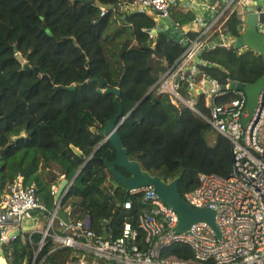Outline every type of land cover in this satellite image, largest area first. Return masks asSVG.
I'll return each instance as SVG.
<instances>
[{"label":"trees","instance_id":"trees-1","mask_svg":"<svg viewBox=\"0 0 264 264\" xmlns=\"http://www.w3.org/2000/svg\"><path fill=\"white\" fill-rule=\"evenodd\" d=\"M95 1L113 8L102 14ZM122 1L132 0H0V199L22 176L25 185L36 183L39 200L52 211L51 188L60 181L52 163L61 167L60 173L68 180L84 164L62 207L90 212L98 233L104 232L107 221V231L114 238L121 235L129 216L146 205L143 194L128 193L106 167V160L116 158L113 143L106 141L94 152L104 135L91 127L101 129L121 105L127 117L119 132L129 156L167 181L181 175L182 196L199 186L201 173L230 176L234 161L230 140L190 107L179 108L168 93L153 89L148 94L186 46L164 32L151 36L150 30L157 25L155 16L120 12ZM241 25L234 11L224 30L238 37ZM17 54L28 59L31 70L22 69L24 63ZM261 57L250 49H206L197 65L199 73L194 80L181 79L179 92L190 99L193 84L203 75L221 85L227 79L252 83L264 73ZM100 80L105 84L103 91ZM72 85L74 90L66 89ZM111 87L119 89V94L105 93ZM235 97L234 91H227L216 102L223 104ZM196 107L209 113L204 94L196 96ZM118 170L129 176L125 169ZM127 200L133 202V209L124 208ZM41 238L40 231L24 230L7 242L8 263L32 264L36 258V264H70L81 255L46 238L36 257ZM169 254L193 258L191 248L181 243L169 247L165 255Z\"/></svg>","mask_w":264,"mask_h":264},{"label":"built area","instance_id":"built-area-1","mask_svg":"<svg viewBox=\"0 0 264 264\" xmlns=\"http://www.w3.org/2000/svg\"><path fill=\"white\" fill-rule=\"evenodd\" d=\"M245 1L228 2L217 15L201 26L194 37L186 32L184 53L154 86L158 94L168 93L179 108L182 105L190 107L213 130L232 143V174L222 176L201 173L199 186L184 196L187 203L195 208H213L216 211V223L221 237L206 222L194 223L189 231L177 233L175 227L180 219L179 214L158 197L151 185L130 190L129 193L133 195L143 194L146 205L135 215L129 216L120 236H110L106 228L108 237H104V232L94 230L90 212L70 205L64 209L63 200L60 202L56 199L52 211L48 210L37 196L36 183L25 185L24 178L18 176L0 199V244L4 245L16 238L17 235L13 233L22 228L25 220L34 218L31 212L37 210L36 219L44 214L45 228L41 232L36 257L45 239L50 238L54 243L81 252L79 258L70 264H264V90L258 95L257 108L244 125L242 119L249 116L245 110L247 96L244 91L234 90V99L219 104L216 98L227 91L222 90L223 85L218 81L203 75L200 81L193 84V96L190 99L179 92L180 81L176 82L177 78L181 80L186 76L194 80L199 73V52L216 46L233 47L236 37L226 33L224 26L232 12L237 11L231 8L232 3L241 5ZM177 2L122 1L118 10L123 13H146L160 20L171 17V9ZM261 7L264 8L263 5ZM101 9L102 14L106 13V7ZM238 13L242 20V33L243 17ZM175 24L180 27L179 22ZM259 27L264 30L263 25ZM150 34L155 35L151 30ZM234 81L227 79L225 85ZM209 82L212 87L208 86ZM199 94L205 95L208 114L196 107V96ZM57 167L55 171L61 182L64 175L60 173L61 167ZM60 182L52 185L51 193L54 196ZM123 206L128 210L133 209V202L127 200ZM60 209L67 212L69 224L58 218ZM177 243L189 246L193 258L181 259L173 254L165 255L167 249ZM36 261L35 258L32 264H36Z\"/></svg>","mask_w":264,"mask_h":264},{"label":"water","instance_id":"water-1","mask_svg":"<svg viewBox=\"0 0 264 264\" xmlns=\"http://www.w3.org/2000/svg\"><path fill=\"white\" fill-rule=\"evenodd\" d=\"M74 2L80 1L86 3L88 0H73ZM96 4L100 7L113 8V6H104L100 2L95 1ZM241 15L243 17L244 29L240 36L236 37L233 48L236 50H253L260 54L264 61V30H262L259 25L264 26V8L261 6H256L255 2L252 0H246L244 5L241 8ZM262 10V11H261ZM152 33L156 34L157 29H151ZM15 52L18 51L17 47L14 48ZM17 58L20 62L24 63L22 69L31 70L30 63L28 59L22 57V55L17 54ZM36 72H38V68H35ZM89 73L86 74L88 77ZM44 78L47 79L48 83L52 85V82L48 75H44ZM91 81H97V79H92ZM180 78H177L176 82L178 83ZM209 87H212L211 82L208 83ZM105 87L104 81H99V88L103 91ZM61 86H57L56 89H61ZM66 89L74 90L75 86L66 87ZM154 87L148 92L151 93ZM222 90L224 91H234L240 90L244 91L247 96V102L245 106V110L249 114L247 118H243L242 122L245 125L247 121L251 118L254 113L255 108H257L258 95L261 91L264 90V73L259 79L252 83H245L241 81L231 82L228 86L223 85ZM116 93L119 94V89L110 88L105 90V93ZM141 102V101H140ZM139 102V103H140ZM138 103V104H139ZM137 104V105H138ZM136 105V106H137ZM127 116L124 115L123 107L120 106L119 112L111 117L107 123L101 128L91 127L93 132L99 133L103 136V139L96 147L95 151L99 149L106 141H110L113 143L117 153L116 158L113 161L106 160L104 163L108 168L111 176L119 185L123 186L126 191L129 193L131 189L141 188L143 186L151 185L154 187L155 193L158 197L166 203L169 207L174 209L179 214V222L175 227V231L177 233H182L189 231L191 226L197 222H206L208 223L212 229H214L218 237H221V233L219 232V228L216 223V211L213 208H195L194 206L187 203L184 196L181 195L178 189V184L181 179V175L176 178L167 181L162 176L153 175L149 171L142 168L140 162L136 159H132L129 154L127 148L123 145L122 138L119 132L120 125L124 122ZM21 136L15 137L17 140ZM73 150L82 155L81 151L75 147L71 146ZM89 159V158H88ZM87 159V160H88ZM84 165V164H83ZM83 165L80 167L76 175L71 179H63L58 188V192L55 196V199L58 201H62L65 197V191L72 183L74 182L76 176L81 171ZM125 169L129 176H125L118 169ZM32 215L37 214V210H33L31 212ZM41 215H44L43 213ZM57 216L59 219L63 220L66 224H69L68 214L65 210L60 209L58 211ZM105 229L107 228V221H104ZM31 228L28 229H19L15 231L13 234L19 235L23 230L30 231ZM104 237H108V233L105 230L103 233Z\"/></svg>","mask_w":264,"mask_h":264},{"label":"crops","instance_id":"crops-1","mask_svg":"<svg viewBox=\"0 0 264 264\" xmlns=\"http://www.w3.org/2000/svg\"><path fill=\"white\" fill-rule=\"evenodd\" d=\"M230 1L231 0H178L177 5L171 9V17H169V19L173 22H179L180 27H178V29L171 30L169 35L173 39L186 44V32L197 33L203 24L207 23L215 15H217L218 12L221 11ZM252 1L255 2L256 6H264V0ZM243 5V3L240 5L237 2H233L231 8L241 13ZM160 20L158 19L157 21L160 22ZM157 32L159 31L157 30ZM201 53L202 52H199L197 54V59L199 60ZM36 215L34 218L25 220L22 228H31L30 231H39L37 229L42 222H45V218L40 214L39 218L36 219ZM4 246L5 244H0V264H9L6 258Z\"/></svg>","mask_w":264,"mask_h":264},{"label":"rangeland","instance_id":"rangeland-1","mask_svg":"<svg viewBox=\"0 0 264 264\" xmlns=\"http://www.w3.org/2000/svg\"><path fill=\"white\" fill-rule=\"evenodd\" d=\"M156 27H157V30L159 31V32H164V33H166V34H169V32L171 31V30H175V29H178V27L176 26V24H175V22H173L172 20H170L169 18H162L161 20H160V22H157V25H156ZM10 28V29H9ZM8 28V32H7V30H6V32H5V35H4V39H6L7 38V35H8V33H9V30L11 31V27H9ZM184 35V34H183ZM53 164V166L55 167V170H57L58 169V167H57V165L55 164V163H52ZM44 228H45V222H42L41 223V225L38 227V229L37 230H39L40 231V233L44 230ZM86 256H88L87 254H85ZM91 257H89L88 259H90ZM92 261H93V259H92Z\"/></svg>","mask_w":264,"mask_h":264}]
</instances>
